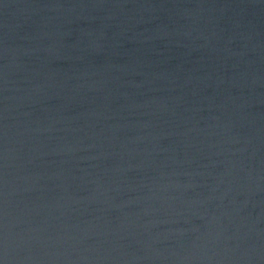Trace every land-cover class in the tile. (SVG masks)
I'll list each match as a JSON object with an SVG mask.
<instances>
[{"label":"water","instance_id":"1","mask_svg":"<svg viewBox=\"0 0 264 264\" xmlns=\"http://www.w3.org/2000/svg\"><path fill=\"white\" fill-rule=\"evenodd\" d=\"M0 264H264V0H0Z\"/></svg>","mask_w":264,"mask_h":264}]
</instances>
